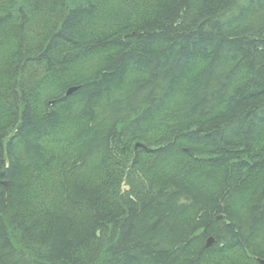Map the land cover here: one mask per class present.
<instances>
[{
  "label": "trees",
  "instance_id": "trees-1",
  "mask_svg": "<svg viewBox=\"0 0 264 264\" xmlns=\"http://www.w3.org/2000/svg\"><path fill=\"white\" fill-rule=\"evenodd\" d=\"M259 260L264 0H0V264Z\"/></svg>",
  "mask_w": 264,
  "mask_h": 264
},
{
  "label": "bare ground",
  "instance_id": "bare-ground-1",
  "mask_svg": "<svg viewBox=\"0 0 264 264\" xmlns=\"http://www.w3.org/2000/svg\"><path fill=\"white\" fill-rule=\"evenodd\" d=\"M74 90H70V92H73ZM209 242L213 243L214 242V239H209ZM259 263L260 264H264V260H259Z\"/></svg>",
  "mask_w": 264,
  "mask_h": 264
},
{
  "label": "water",
  "instance_id": "water-1",
  "mask_svg": "<svg viewBox=\"0 0 264 264\" xmlns=\"http://www.w3.org/2000/svg\"><path fill=\"white\" fill-rule=\"evenodd\" d=\"M211 244V242H209Z\"/></svg>",
  "mask_w": 264,
  "mask_h": 264
}]
</instances>
